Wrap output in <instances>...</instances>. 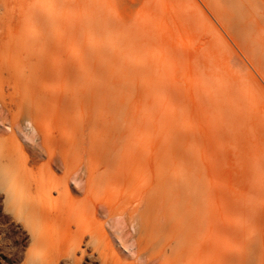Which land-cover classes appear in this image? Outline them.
Masks as SVG:
<instances>
[{
    "label": "rangeland",
    "instance_id": "1",
    "mask_svg": "<svg viewBox=\"0 0 264 264\" xmlns=\"http://www.w3.org/2000/svg\"><path fill=\"white\" fill-rule=\"evenodd\" d=\"M0 264H264V0H0Z\"/></svg>",
    "mask_w": 264,
    "mask_h": 264
},
{
    "label": "bare ground",
    "instance_id": "2",
    "mask_svg": "<svg viewBox=\"0 0 264 264\" xmlns=\"http://www.w3.org/2000/svg\"><path fill=\"white\" fill-rule=\"evenodd\" d=\"M8 202H9V204H10V200L8 199Z\"/></svg>",
    "mask_w": 264,
    "mask_h": 264
}]
</instances>
